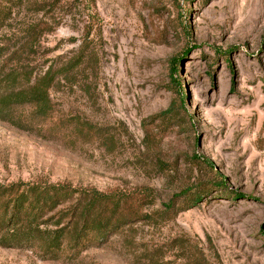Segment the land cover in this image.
<instances>
[{"label":"rangeland","instance_id":"obj_1","mask_svg":"<svg viewBox=\"0 0 264 264\" xmlns=\"http://www.w3.org/2000/svg\"><path fill=\"white\" fill-rule=\"evenodd\" d=\"M0 8V78L78 62L43 120L24 105L0 117V187L123 197L124 218L56 259L0 247V264H264V0Z\"/></svg>","mask_w":264,"mask_h":264},{"label":"trees","instance_id":"obj_2","mask_svg":"<svg viewBox=\"0 0 264 264\" xmlns=\"http://www.w3.org/2000/svg\"><path fill=\"white\" fill-rule=\"evenodd\" d=\"M4 15L0 8V26ZM174 63L176 61L172 63L173 70ZM77 66L75 61L50 65L36 75L10 71L0 78V117L11 107L24 105L32 108V115L43 120L51 109L50 90L59 77L68 75ZM205 164L211 168L210 163ZM72 194L76 197L64 211L66 207L62 206ZM122 198L109 197L94 190H71L56 184L1 186L0 247L27 246L35 248L41 258L49 259H56L64 247L80 251L87 246L88 236L105 240L124 223L123 216L115 218L113 214ZM69 237L71 242L66 246Z\"/></svg>","mask_w":264,"mask_h":264}]
</instances>
